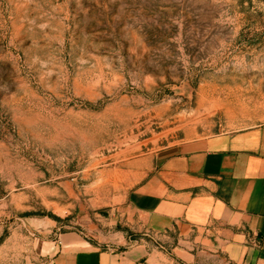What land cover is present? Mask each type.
<instances>
[{"label": "rangeland", "instance_id": "1", "mask_svg": "<svg viewBox=\"0 0 264 264\" xmlns=\"http://www.w3.org/2000/svg\"><path fill=\"white\" fill-rule=\"evenodd\" d=\"M261 124L264 0H0V264L154 242L150 159Z\"/></svg>", "mask_w": 264, "mask_h": 264}, {"label": "crops", "instance_id": "2", "mask_svg": "<svg viewBox=\"0 0 264 264\" xmlns=\"http://www.w3.org/2000/svg\"><path fill=\"white\" fill-rule=\"evenodd\" d=\"M126 205L154 242L61 234L39 264H264V124L162 149Z\"/></svg>", "mask_w": 264, "mask_h": 264}]
</instances>
